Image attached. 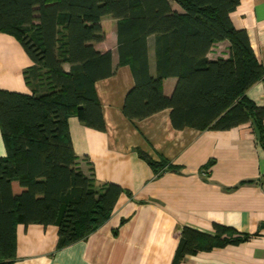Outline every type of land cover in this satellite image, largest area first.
I'll use <instances>...</instances> for the list:
<instances>
[{"label":"trees","instance_id":"1","mask_svg":"<svg viewBox=\"0 0 264 264\" xmlns=\"http://www.w3.org/2000/svg\"><path fill=\"white\" fill-rule=\"evenodd\" d=\"M176 3L180 11L173 7ZM240 0H0V31L18 38L33 65L25 71L31 93L0 88V127L6 155L0 158V264L16 259L18 224L58 226L57 248L86 239L111 217L126 190L115 183L96 187L93 172L79 166L68 118L104 131L98 80L115 73L112 50L95 43L106 38L101 20H117L120 64L135 79L124 114L131 120L171 109L176 129L226 130L252 121L264 146V105L247 96L264 81L250 36L234 26ZM155 37L157 75L150 73L149 37ZM230 56L211 60L219 41ZM69 64L65 70L64 64ZM175 76L173 94L163 81ZM155 171L171 169L137 149ZM93 170V168H91ZM250 237L230 226L214 232L184 226L173 264L188 255L238 245Z\"/></svg>","mask_w":264,"mask_h":264},{"label":"crops","instance_id":"2","mask_svg":"<svg viewBox=\"0 0 264 264\" xmlns=\"http://www.w3.org/2000/svg\"><path fill=\"white\" fill-rule=\"evenodd\" d=\"M180 11V7L173 3ZM234 26L247 30L258 61L264 64V0H240L231 14ZM117 20L105 16L106 38L95 43L112 50L115 73L96 82L106 130L68 118L79 166L93 172L96 187L122 186L111 217L86 239L57 248L58 226L18 224L13 264H173L184 226L214 232V224L233 227L250 237L238 245L188 255L179 264H264V146L252 121L231 129H176L171 109L141 120L123 111L134 87L132 66L120 64ZM230 42H216L211 60L228 58ZM150 73L157 75L155 37H149ZM33 61L16 36L0 31V88L31 93L25 71ZM65 70L69 64H64ZM178 78L164 79L170 97ZM247 96L264 105V81ZM137 149L155 160L165 158L171 169L155 171ZM6 146L0 127V158ZM93 168V170H91Z\"/></svg>","mask_w":264,"mask_h":264}]
</instances>
